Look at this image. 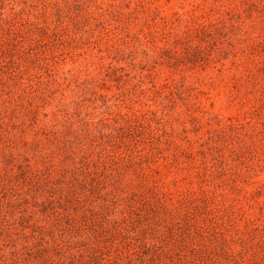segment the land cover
I'll use <instances>...</instances> for the list:
<instances>
[{"label": "rangeland", "instance_id": "obj_1", "mask_svg": "<svg viewBox=\"0 0 264 264\" xmlns=\"http://www.w3.org/2000/svg\"><path fill=\"white\" fill-rule=\"evenodd\" d=\"M60 3L63 28L35 41L31 58L25 53L35 65L27 71L34 72L31 81L45 87V97L0 95V102L11 101L0 112V133L9 137V146L0 147V166L8 175L26 182L38 165L36 171L50 169L57 179L65 163L54 160L48 167L43 161L66 146L67 127V146L84 143L93 151L101 133H113L129 117L149 127L139 147L150 150V164L145 175L128 170L112 182L120 185V212L128 211L133 194L143 196L154 186L171 192L174 202L182 190L202 188L211 195L220 189L236 212L261 214L264 0ZM150 135L165 142L159 145ZM37 214L42 224L47 212ZM142 239L141 231L137 240Z\"/></svg>", "mask_w": 264, "mask_h": 264}, {"label": "trees", "instance_id": "obj_2", "mask_svg": "<svg viewBox=\"0 0 264 264\" xmlns=\"http://www.w3.org/2000/svg\"><path fill=\"white\" fill-rule=\"evenodd\" d=\"M62 7L60 0H0V95L45 97V87L31 81L34 72L27 71L35 65L27 58L36 54L35 41L63 28ZM19 84H26L24 91L16 90ZM10 103L0 102V112ZM128 120L117 122L113 133H101L93 151L84 143L67 146L72 131L67 127L66 146L43 161L48 167L54 160L65 163L57 179L50 169L36 171L37 165L20 182L0 166V264H264V204L261 214L250 217L236 212L220 189L211 195L202 188L182 190L174 202L171 192L150 186L145 195L129 198L126 213L119 211L120 185L112 182L123 180L128 170L145 175L150 164V150L139 147L149 127ZM149 139L165 142L158 135ZM8 140L1 132L0 147H8ZM41 211L47 215L37 224ZM130 229L139 234L133 237Z\"/></svg>", "mask_w": 264, "mask_h": 264}]
</instances>
